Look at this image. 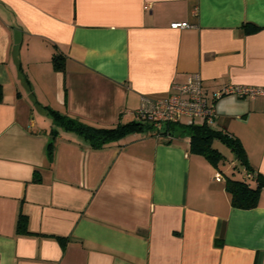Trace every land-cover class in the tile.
Returning a JSON list of instances; mask_svg holds the SVG:
<instances>
[{"label":"crops","instance_id":"0c3cea01","mask_svg":"<svg viewBox=\"0 0 264 264\" xmlns=\"http://www.w3.org/2000/svg\"><path fill=\"white\" fill-rule=\"evenodd\" d=\"M193 74L209 102L264 88V0H0V264H264V185L254 207H233L237 159L213 165L180 127L94 149L48 111L115 126ZM213 106L209 125L240 140L255 184L264 92ZM20 210L30 234L16 232Z\"/></svg>","mask_w":264,"mask_h":264},{"label":"trees","instance_id":"16d2710c","mask_svg":"<svg viewBox=\"0 0 264 264\" xmlns=\"http://www.w3.org/2000/svg\"><path fill=\"white\" fill-rule=\"evenodd\" d=\"M257 27L255 25H247V30H254ZM63 56L61 53L56 52L53 55L52 62L53 67L57 71L64 70ZM2 98V88L0 85V100ZM49 114L54 124H57L64 130H72L77 132L89 146L94 149H99L105 145L115 142L129 132L144 131L151 129L152 126L140 119H133L127 122H119L115 126L111 127H95L88 123L83 122L79 118L71 115L61 113L58 110L49 107ZM180 127L181 132H187L189 135V148L192 152L202 154L209 159L213 165L218 166V163L224 158V155L215 147L212 146L214 138L220 139L225 143L233 152L234 156L239 161L240 165L244 166V169L249 173L248 160L246 152L243 148L240 140L222 130L215 129L209 124H182V123H166L159 131V135H168L174 133ZM55 133V128L53 129ZM53 133V134H54ZM52 147V143H49V148ZM234 171H240L238 165H234ZM39 172L34 171L32 180L39 181ZM255 178L256 183L251 184L247 178H232L227 177L226 189L230 194V202L233 207L237 208H251L256 205L259 190L264 185V177L261 173L252 175ZM16 232L19 234H30L27 228V217L20 210L16 220ZM63 241V238H59Z\"/></svg>","mask_w":264,"mask_h":264},{"label":"built area","instance_id":"2783aa9c","mask_svg":"<svg viewBox=\"0 0 264 264\" xmlns=\"http://www.w3.org/2000/svg\"><path fill=\"white\" fill-rule=\"evenodd\" d=\"M186 25L185 22H175L171 24V27L178 28ZM263 92L264 88L259 87L227 85L215 91L209 102L199 75L193 74L188 77L186 83L172 85L166 97L142 96L139 107L134 111V117L149 123L152 130L159 134L166 123H182V119L186 120V125L211 123L215 118L213 101L224 95L254 97ZM215 177L221 179L222 174L218 172ZM243 177L248 179L251 174L244 169Z\"/></svg>","mask_w":264,"mask_h":264},{"label":"rangeland","instance_id":"374dc122","mask_svg":"<svg viewBox=\"0 0 264 264\" xmlns=\"http://www.w3.org/2000/svg\"><path fill=\"white\" fill-rule=\"evenodd\" d=\"M182 123H187V122L185 119H182ZM186 135L187 137L189 136L187 132H186ZM212 146L217 148L224 155V158L219 162V165H221L224 170L230 171L229 170L230 164L232 163V161H235L234 154L231 151V149L218 138L213 139ZM236 164L238 165V168L240 169V164L239 163H236ZM233 175L237 178L240 177V174L237 172V170L233 172Z\"/></svg>","mask_w":264,"mask_h":264}]
</instances>
